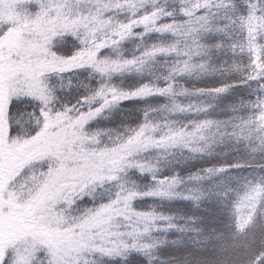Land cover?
Instances as JSON below:
<instances>
[{
    "label": "snow or ice",
    "instance_id": "1",
    "mask_svg": "<svg viewBox=\"0 0 264 264\" xmlns=\"http://www.w3.org/2000/svg\"><path fill=\"white\" fill-rule=\"evenodd\" d=\"M85 2L94 7L74 8L73 0H50L49 7L40 0H15L6 18L0 0V264H36L41 246L50 253V264H133L134 255L151 264L147 234L158 219L177 227V216L156 212L155 206L138 208L136 200L144 196L128 190L131 178L122 183L121 173L150 126L146 117L155 106L145 102L170 92L167 81L175 83L174 74L198 69L206 83L191 91L210 96L211 108L241 120H264V0H173L171 8L152 2L140 9L136 0ZM124 5L133 8L127 19L106 15ZM41 22L70 31L75 43L49 48L43 36L34 50L23 49L25 33ZM108 25L113 26L97 38L98 28ZM133 37L143 42L133 56L108 54ZM10 39L18 46H9ZM159 56L175 57L164 85L143 75L132 85L115 78L141 71L148 58ZM237 58L243 61L239 65ZM230 62L240 76L221 71ZM73 77H86L83 90L65 98ZM218 101L225 106L219 108ZM117 110L127 113L129 123L104 122ZM121 128L126 131H117ZM114 131V141L106 142ZM185 134L195 132L180 129L172 136ZM244 166L209 164L203 171ZM189 178L199 177L194 171ZM94 190L102 194L97 197ZM10 224L19 229L11 235Z\"/></svg>",
    "mask_w": 264,
    "mask_h": 264
},
{
    "label": "trees",
    "instance_id": "2",
    "mask_svg": "<svg viewBox=\"0 0 264 264\" xmlns=\"http://www.w3.org/2000/svg\"><path fill=\"white\" fill-rule=\"evenodd\" d=\"M14 2L2 0L6 18ZM152 2L161 7L165 3L169 8L174 6L173 0H136V8L140 9L142 4L151 6ZM40 3L49 7L50 0H40ZM73 7L94 6L85 0H73ZM132 11L131 5H124L112 9L106 15L116 21L117 18L127 19ZM54 14L53 9L49 15ZM32 15L34 17L35 13ZM112 26L98 28L95 35L102 38ZM25 35L27 38L22 44L25 50H34L43 36L49 38V48L62 49L65 44L75 43L70 31L65 32L53 23L41 22L33 26L30 35ZM151 38H157L155 32ZM138 43L143 45L139 38L133 37L107 51L114 57L133 56ZM174 60V56L150 57L141 71L134 69L130 74L115 78L123 80L126 85H132L143 75L154 84L164 85ZM242 62V59L237 58L234 63L239 65ZM232 63L221 71L240 76L241 70L233 67ZM208 70H214L212 63L208 65ZM174 75L175 83L172 79L167 81L172 84L170 92L145 102L148 107L155 106V110L150 111L146 117L150 126L146 128L142 143L125 158L127 163L121 173L122 183L124 178H131L132 182L126 183V188L144 196L136 200L138 208L155 206L156 212L176 213L177 216L174 221L177 227H168V222L158 219L157 228L147 234L153 245L147 250L152 258L151 264H264V120H241L232 113L218 112L216 108H211L210 96H201L191 91L206 83L204 73L198 69L191 71L188 76L178 73ZM72 79L73 84L69 86L70 91L65 94V98L73 96L78 89L82 91L81 80L86 77ZM229 99L235 100L236 97ZM217 106L223 108L225 101H218ZM126 116L127 113L121 115L119 110L109 112L104 122L127 124ZM209 120L211 123H208ZM197 124L201 125L199 129ZM180 129H184L185 133L195 132V135L173 137L172 133ZM117 131L110 134L111 138L105 136L106 142L112 143ZM234 161L245 166L220 172L215 167L211 172L203 171L205 165H231ZM194 171L198 179L189 178ZM173 176L176 180L172 179ZM163 177L167 179L161 183ZM94 194L98 197L102 190H94ZM251 201L254 203L252 209ZM183 214L194 216L195 219H185ZM14 232L15 229L9 230L8 234ZM24 246L22 244L21 248ZM50 260L47 248L41 246L36 264H50ZM89 264L92 262L89 261ZM133 264H145V261L139 255H134Z\"/></svg>",
    "mask_w": 264,
    "mask_h": 264
},
{
    "label": "rangeland",
    "instance_id": "3",
    "mask_svg": "<svg viewBox=\"0 0 264 264\" xmlns=\"http://www.w3.org/2000/svg\"><path fill=\"white\" fill-rule=\"evenodd\" d=\"M3 11H4V6H3ZM8 43H9V46H12V47L18 46V42L15 39H10ZM253 204H254L253 201H251V203H250V209H252ZM13 229H15L16 231L19 230L16 226H14L13 224H10L8 226L7 231L13 230ZM3 237H4V231H3L2 228H0V239H3Z\"/></svg>",
    "mask_w": 264,
    "mask_h": 264
}]
</instances>
